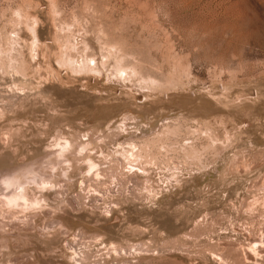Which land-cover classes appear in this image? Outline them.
Segmentation results:
<instances>
[{
	"label": "rangeland",
	"instance_id": "1",
	"mask_svg": "<svg viewBox=\"0 0 264 264\" xmlns=\"http://www.w3.org/2000/svg\"><path fill=\"white\" fill-rule=\"evenodd\" d=\"M0 264H264V0H0Z\"/></svg>",
	"mask_w": 264,
	"mask_h": 264
},
{
	"label": "bare ground",
	"instance_id": "2",
	"mask_svg": "<svg viewBox=\"0 0 264 264\" xmlns=\"http://www.w3.org/2000/svg\"><path fill=\"white\" fill-rule=\"evenodd\" d=\"M25 197L23 196L22 199H24Z\"/></svg>",
	"mask_w": 264,
	"mask_h": 264
}]
</instances>
